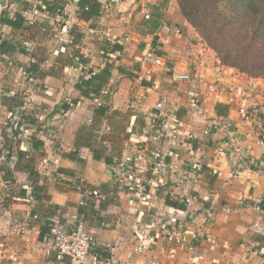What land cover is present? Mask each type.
Returning <instances> with one entry per match:
<instances>
[{"label":"crops","instance_id":"obj_1","mask_svg":"<svg viewBox=\"0 0 264 264\" xmlns=\"http://www.w3.org/2000/svg\"><path fill=\"white\" fill-rule=\"evenodd\" d=\"M4 1L14 5L23 23L14 27L4 22L7 40L0 50V264H71L66 257L45 252L52 218L63 214L66 231L81 224L94 242L113 244L114 254L121 261L131 258L135 264H151V258L156 257L159 264H264V242L259 250L249 248L254 239L249 227L260 218L254 206L264 198V170L254 166L236 169L234 161L217 152L223 136L202 134L214 119L225 118L237 143L248 148L251 158L258 161L264 160V131L260 135L236 107L226 104L225 93L199 84L195 76H204L208 83L217 72L222 77L235 76L239 89L246 92L264 80L222 66L183 19L175 0H151L152 12L165 2L161 24L153 33L137 25L140 16H129L136 13L130 0H123L110 15L100 14L87 21L80 18L81 12L71 0ZM97 1L101 9L106 0ZM46 4L65 8L64 18L72 25L63 36L72 39L70 45L53 37V29L61 27L55 13L36 17L34 24L27 23L23 12L39 10ZM163 24L180 29L181 34L160 31ZM104 34L119 43L107 42ZM115 45L121 50L111 51ZM150 48L159 58L157 65L143 62ZM167 68L175 73L189 72L192 80L175 82ZM19 69L27 70L36 79L35 84L21 89ZM89 73L98 78L84 87L82 81L89 79ZM90 88L98 92L110 89L105 106L97 107L85 96ZM12 90L17 100L9 96ZM20 97L33 101L34 112L30 111L27 119L39 143L29 149L28 159L22 156L23 142L14 141L10 130L11 114H17ZM162 98L169 103L166 111H176L178 134L152 142L150 135L158 124L155 104ZM67 99L74 101V107L70 108ZM198 100L202 110L195 107ZM188 133L195 137L193 141L187 139ZM138 147H144L146 155L178 152V159L169 160L181 173H193L197 165V180L189 176L180 188L171 178L151 181L146 201L129 204L111 168L126 157L133 158L137 167H146L148 161L145 155L139 159ZM43 160L48 161V167ZM79 181L87 190L100 193L102 201L97 209L92 204L81 206L86 194L74 188ZM27 187L33 188L31 204L25 201ZM179 193L196 198L198 213L212 211L209 240H199L190 254L157 238L147 253L132 256L135 229L155 225L160 215L171 219L177 233L191 231L184 209L165 204L167 195L176 201ZM28 209L38 215V220L31 241L25 243L16 224ZM86 264L98 263L89 260Z\"/></svg>","mask_w":264,"mask_h":264},{"label":"built area","instance_id":"obj_2","mask_svg":"<svg viewBox=\"0 0 264 264\" xmlns=\"http://www.w3.org/2000/svg\"><path fill=\"white\" fill-rule=\"evenodd\" d=\"M80 0H71L74 5H77ZM133 5L136 6V13H129V16L134 18L136 15L140 16L143 20H149L152 15L150 8L151 0H130ZM123 0H106L101 6V15H110L114 12L115 8L118 7ZM14 5L7 1L0 0V47L6 42L7 37L3 30V19L5 16L8 19L14 20ZM87 10V9H86ZM65 8H61L56 11V23L61 25L60 28L54 30V39L59 43L70 45L72 39L63 35L67 34L71 29V21H67L64 18ZM48 15L45 6H41L40 10L33 9L30 12H23L28 24H33L34 19L40 15ZM55 26V24L53 25ZM160 31L165 33H174L176 35L181 34V30L173 28L167 24H163L160 27ZM90 34H94L93 30H89ZM103 38L107 42L113 43L118 42L116 39L108 34H104ZM119 43V42H118ZM159 58L154 54V49L150 48L149 52L143 59V62L149 65H157ZM166 72L171 73L173 81L178 83H186L192 80V75L189 72L175 73L171 72L169 68ZM238 73V72H237ZM240 74V73H239ZM19 82L18 86L24 89L27 85L35 84V78L25 69H19ZM222 73H214L213 80L208 83L204 76L197 75L195 79L199 84L207 85L208 88L214 91H221L226 94V104L229 107H236L248 120L254 129L259 131L262 135L264 131V83L258 84V87L250 91H241L236 83L235 76L230 78L222 77ZM244 75V74H242ZM93 76L89 73L87 77ZM211 78V79H212ZM255 79V78H252ZM260 79V78H257ZM264 80V79H263ZM16 91L12 90L9 92V96L14 97ZM111 94L109 88L103 89L96 96L90 94V98L97 107L105 106L106 100ZM70 108L74 107L75 103L72 99L66 101ZM168 100L166 98L160 99L155 104V119L159 122L156 129L150 135V141L158 142L170 138L172 134H178V120L175 110L166 111L168 106ZM196 109H201V101H196ZM33 101L30 97L23 98V105L19 108L16 115L12 117V124L10 130L14 132L18 128L16 134L12 133V139L14 141H22L23 144L21 149L28 152L31 148L32 137L34 131L30 125L20 126L23 122V115L27 109H31ZM202 110V109H201ZM48 126L44 124L43 127ZM20 128V129H19ZM211 133H220L224 140L219 144L217 152L219 155H226L234 164L236 169L243 167L254 166L256 168L264 170V160L255 161L251 158L249 149L240 146L233 135V128L227 119H214L211 125L205 128L202 132L204 136H209ZM187 139L193 141L195 137L192 133L187 134ZM139 159H144V155L148 161L147 166L139 168L134 163L133 158L126 157L124 159L117 160L111 168L112 176L116 181L120 183L121 189L127 197L128 203L131 205L143 204L147 198V189L151 181H165L166 179H175V183L178 188L186 181L187 177L193 176L195 182L199 174L198 166H194L191 171H180L179 167L171 162L169 159L176 160L179 158L178 152H163L154 151L146 155L144 147H138ZM12 158L15 159L13 154ZM43 165L48 167L49 163L47 160L42 161ZM235 169V170H236ZM194 174V175H193ZM74 188L78 191H85V200L81 202V206H87L92 204L95 209L98 208V201L100 199V193L98 190H87L83 182L79 181L74 184ZM177 201L183 206L184 211L187 213L188 220L191 224V231L187 234L177 233L175 231L176 225L172 223L171 219H165L160 215L159 222L155 225H148L146 227L136 228L135 244L131 248L130 254L132 256L143 255L156 244L157 238H163L166 242L175 244L179 250L192 254L196 248V244L199 240H209L210 230L214 223V215L209 209L197 211L195 205L197 200L194 196L179 193L177 194ZM25 201L31 204L34 201L32 188L27 187L25 193ZM255 211L259 214L260 218L254 221L249 227V231L252 233L254 239L249 243V248L256 251L261 248L264 242V207L260 204L254 206ZM64 214L58 217H54L53 223L50 226L49 232V244L45 249L47 255H57L58 257H66L69 259L71 264H86L87 261L92 260L98 264H135L131 258L123 261L116 258L114 251L115 247L111 243L98 244L94 242L93 237L85 228L78 224L71 231H66L63 226ZM38 220V215L33 213L31 209L24 212L23 220L16 224L18 235L23 239L25 243L31 241V237L36 232L35 222ZM153 230L156 232L153 234ZM151 264H159L156 257L151 258ZM264 263V261H263ZM189 264H196L190 262Z\"/></svg>","mask_w":264,"mask_h":264},{"label":"trees","instance_id":"obj_3","mask_svg":"<svg viewBox=\"0 0 264 264\" xmlns=\"http://www.w3.org/2000/svg\"><path fill=\"white\" fill-rule=\"evenodd\" d=\"M175 1L183 19L198 33L202 39L201 41L216 54L222 66L232 68L249 78L264 79V0ZM164 4L165 2L162 1L152 12L151 18L143 22V28L148 33L155 32L160 26L161 9ZM77 6L81 12L80 18L82 20L95 19L101 14L99 12L100 3L97 0H80ZM61 8L58 4H46L48 14H54ZM4 22L19 27L23 23V19L14 13V20L5 16L2 23L4 24ZM4 46L5 43L0 47V50H3ZM117 50H121L117 45L111 49L113 52ZM94 78H98V75H93L86 81L83 80V86L88 87L89 81ZM96 91L90 88L85 92V96L89 97L90 93L97 96L100 92ZM17 98L16 94L14 99L17 100ZM22 105L23 99L20 97L18 107L20 108ZM30 111L34 112V107L24 112L23 122L20 123L19 127L29 124L30 121L28 122L27 117L32 114ZM11 117H13V114H11ZM157 123L159 122L157 121ZM17 132L18 128L13 134ZM35 134L36 132L33 133L31 148H36L39 145L35 139ZM23 155L25 159H28V152H23ZM101 201L99 199L98 204H101ZM165 204L183 209V206L177 200L173 201L168 195L165 198ZM260 205L264 207V198Z\"/></svg>","mask_w":264,"mask_h":264},{"label":"rangeland","instance_id":"obj_4","mask_svg":"<svg viewBox=\"0 0 264 264\" xmlns=\"http://www.w3.org/2000/svg\"><path fill=\"white\" fill-rule=\"evenodd\" d=\"M161 1V0H160ZM152 11V10H151ZM146 20H143V19H140L139 21H137V25H139V26H141V28H143V22H145ZM197 35H198V33H197ZM198 37L200 38V40H202L201 39V37L198 35ZM203 42V41H202ZM204 43V42H203ZM205 44V43H204ZM206 45V44H205ZM207 47V46H206ZM208 48V47H207ZM210 49V48H209ZM211 50V49H210ZM212 51V50H211ZM213 52V51H212ZM215 54V53H214ZM216 55V54H215Z\"/></svg>","mask_w":264,"mask_h":264}]
</instances>
